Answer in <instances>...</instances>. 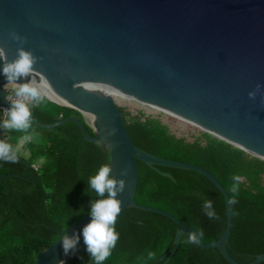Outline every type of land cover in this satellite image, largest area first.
Masks as SVG:
<instances>
[{"label":"water","instance_id":"95a60500","mask_svg":"<svg viewBox=\"0 0 264 264\" xmlns=\"http://www.w3.org/2000/svg\"><path fill=\"white\" fill-rule=\"evenodd\" d=\"M10 32L21 39H12ZM18 48L35 57L33 71L12 84L0 77V105L10 106L5 100L8 87L36 80L45 82L63 106L92 116V125L77 117L54 124L33 118L32 123L46 130L74 123L85 141L105 151L113 177L125 185L117 194L121 211L116 221L135 208L175 222L180 229L165 255L168 264L182 238L197 232L165 211L136 203V162L196 172L222 193L227 210L219 240L205 244L198 235L197 245L217 249L228 264H239L229 255L233 206L226 189L201 167L136 147L124 113L99 87H111L264 160V0H0V50L5 53L0 63L13 60ZM156 170L174 181L171 174ZM11 177L35 180L25 171L4 175L0 182ZM90 219L88 215L68 235H79ZM59 241L34 264H67L85 252L82 237L77 253L67 256ZM263 262L261 254L250 264Z\"/></svg>","mask_w":264,"mask_h":264},{"label":"trees","instance_id":"16d2710c","mask_svg":"<svg viewBox=\"0 0 264 264\" xmlns=\"http://www.w3.org/2000/svg\"><path fill=\"white\" fill-rule=\"evenodd\" d=\"M119 110L124 113L126 129L136 147L163 159L201 167L226 189L233 206L229 255L234 261L250 264L264 254V160L208 133L189 142L174 135L158 118L142 120ZM32 112L33 118L42 124L70 117L85 120L78 111L47 99L32 107ZM32 130L35 138L25 144L29 157L18 153L15 164L0 163V177L24 175L25 171L35 177L33 182L15 177L0 182V264H34L66 230L68 233L86 218L89 201L99 199L88 188L87 180L100 165H110L105 151L85 141L74 123L52 130L33 125ZM85 130L94 136L89 125L85 124ZM21 135L0 129V140L14 147ZM6 136L8 139H4ZM25 162L30 166L28 170ZM136 163L138 205L171 214L182 225L195 230L205 244L219 240L227 224L225 198L208 179L193 171L156 168L171 174L172 181L156 169L140 161ZM233 175L241 177L235 192ZM204 199L212 201L215 219L204 215ZM179 229L162 215L128 209L116 221L119 238L103 264H164ZM188 236L182 238L168 264H228L217 249H201L188 243ZM67 264L92 262L84 252Z\"/></svg>","mask_w":264,"mask_h":264},{"label":"clouds","instance_id":"9594fccd","mask_svg":"<svg viewBox=\"0 0 264 264\" xmlns=\"http://www.w3.org/2000/svg\"><path fill=\"white\" fill-rule=\"evenodd\" d=\"M9 35L14 40L21 39L15 32H10ZM4 57L5 53L0 50V60ZM34 63L35 57L31 52L18 48L13 60L0 63V77L12 84L31 73ZM13 92L16 99L11 101L7 109V118L0 120V129L23 133L17 143L23 145L32 142L36 135L32 130V107L34 105L31 102L42 104L46 99V92L43 84L36 81L21 83L19 87H14ZM253 95V92H249V97ZM18 151L19 147H14L6 140H0V163L15 164L18 160ZM125 174L126 170L122 169L121 175ZM240 179L239 175L231 177L233 192L237 191ZM87 185L99 199L89 201L88 215L91 219L80 229L79 235L74 232L70 236L67 230L64 232L59 241L61 253L64 256L77 253L78 241L82 237L85 245L84 251L88 254L92 264H103L111 255L119 238L118 232L115 231L116 217L121 211V201L117 198V194L123 191L125 185L123 179L113 177L108 163L98 167L95 174L88 178ZM202 211L209 219L216 218V212L210 199L203 200ZM198 235V233L189 234L188 243L197 244Z\"/></svg>","mask_w":264,"mask_h":264},{"label":"rangeland","instance_id":"374dc122","mask_svg":"<svg viewBox=\"0 0 264 264\" xmlns=\"http://www.w3.org/2000/svg\"><path fill=\"white\" fill-rule=\"evenodd\" d=\"M111 95L118 107L124 109L125 113L130 114L131 117H138L142 120L147 117L158 118L163 124L170 128L174 135L179 138H184L189 142H193L199 138L202 133H206L185 121L136 102L123 94L112 92ZM82 116L89 123V125H92L93 119L90 115Z\"/></svg>","mask_w":264,"mask_h":264},{"label":"built area","instance_id":"2783aa9c","mask_svg":"<svg viewBox=\"0 0 264 264\" xmlns=\"http://www.w3.org/2000/svg\"><path fill=\"white\" fill-rule=\"evenodd\" d=\"M14 87H19V86L13 85V86L8 87L7 88V92L5 94V100L9 104L11 103L12 100L16 99V97L14 95V92H13ZM46 99L49 100V101H53V100H51L49 98V96L47 94H46ZM31 103L34 105L33 107L38 106V104L35 103V102H31ZM0 111H1V118H2V120L3 119H6L7 118V109L5 107H3V106L0 105ZM34 169H35V171H37L38 170V167L34 166Z\"/></svg>","mask_w":264,"mask_h":264},{"label":"bare ground","instance_id":"6f19581e","mask_svg":"<svg viewBox=\"0 0 264 264\" xmlns=\"http://www.w3.org/2000/svg\"><path fill=\"white\" fill-rule=\"evenodd\" d=\"M33 81H36V80H33ZM36 82H37V83H42V84H43L44 89H45V92H46V94L49 96V98H50L51 100L57 102V103L60 104V105H63V103L61 102V100L58 99V98L53 94V92L49 90V88L46 86V83H45V82H43V81H36ZM99 89H100L102 92L109 94L110 96H112V95H111L112 92L122 94L121 92H119V91H117V90H115V89H113V88H111V87H107V86H106V87H99ZM123 95H124V94H123ZM91 117H92V116H91ZM92 119H93V117H92Z\"/></svg>","mask_w":264,"mask_h":264},{"label":"crops","instance_id":"0c3cea01","mask_svg":"<svg viewBox=\"0 0 264 264\" xmlns=\"http://www.w3.org/2000/svg\"><path fill=\"white\" fill-rule=\"evenodd\" d=\"M9 136L4 137V139H8ZM35 138V137H34ZM17 147H19V151L18 153L23 156L24 158H28L29 157V152L25 149V144L23 145H17Z\"/></svg>","mask_w":264,"mask_h":264}]
</instances>
